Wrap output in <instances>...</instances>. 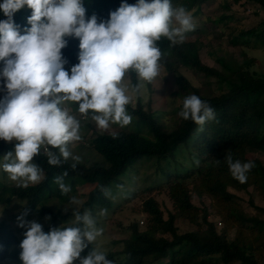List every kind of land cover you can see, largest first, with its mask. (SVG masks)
Returning <instances> with one entry per match:
<instances>
[{"label":"trees","instance_id":"1","mask_svg":"<svg viewBox=\"0 0 264 264\" xmlns=\"http://www.w3.org/2000/svg\"><path fill=\"white\" fill-rule=\"evenodd\" d=\"M208 1L171 0V4L173 8L184 7L195 19L194 25L202 18L213 24L219 23L220 33L212 32L219 36L227 34L237 26V34L231 37L228 43L249 50H261L264 53V46L257 47L249 42V38L256 35L264 41V17L258 22L260 28L257 25L245 27V24L241 23L232 25L230 23L237 19L230 13L222 12L215 17H205L202 6ZM247 1L259 4L264 10V0ZM2 2L3 0H0V3ZM122 2L125 0H83L86 18L95 14L98 22L107 20L110 13L117 10ZM126 2L134 5L137 0ZM222 2L223 10L228 11V0ZM31 12L30 8L24 7L13 16L21 34H25V29L31 27L27 23ZM252 12L259 14L256 9ZM6 19L0 11V20ZM194 31L195 28L187 33L192 34ZM66 39L67 47L61 51L68 61L65 68L70 73V68L78 63L79 40L71 37ZM156 43L162 54L160 64L165 72L181 79L178 82L181 85L177 88V95L182 96L185 91L189 95H197L214 109L215 119L206 121L201 132L200 125L180 116V122L166 128L156 115L158 112L150 110L146 113L142 111L141 106L129 104L126 110L135 118L132 130L116 134L95 132L92 135L94 150L106 159V166H86L78 163L73 170L71 165L74 162L68 160L60 166H51L42 149L40 155L33 158L34 164L44 173V179L40 183L29 184L27 188H23L17 184L7 185L0 181V264H10L11 259H14L16 264H22L19 258L22 239L5 215L6 207L12 199L20 202L19 216L27 211L26 220L31 219L37 211L49 219L48 225H42L45 233L53 228L72 226L73 211L63 212L57 205L52 208L53 202L59 204L66 200L67 194L61 193L58 185L54 183V178L67 171L68 175L64 177L66 185L72 179L94 184L78 209L81 213L89 211L97 223L96 218L101 210L109 209L114 203V199L107 196L106 189L110 188L111 191L114 188L115 192H110L114 197L119 194L121 197L125 196V202L130 201L136 191L127 188L126 183L135 177L132 174L139 170L138 164L149 159L155 161L156 167L154 172L146 175L161 176L158 179L162 178L164 181L157 185L165 186L172 201V210L168 212V217L164 218L157 201L148 197L141 205L146 227L140 229L138 221L132 222L128 226L129 235L122 239L121 250H104L94 241L81 253L82 257L87 256L92 249H97L104 251L113 264H145L147 257L151 258L150 264H160L163 260H167L165 264H264V218L246 215L236 201L234 193L228 190H246L248 186H253L264 199V162L258 157L246 156L247 151H260L264 154V70L257 66H262L264 60L257 59L253 63L235 68V57L220 44L212 45L210 41L203 43L195 38L173 45L163 36ZM203 47H207L208 54L214 57L224 71L202 63L199 51ZM182 68L194 69L218 79V82L208 84L212 94H202L197 86L182 75ZM225 70L233 71L228 73ZM128 75L131 84L138 83L135 72ZM146 84L151 88L150 83ZM212 85L214 88H211ZM3 88L4 81L0 78V99L6 94ZM182 105L183 101L180 103V109ZM143 130L146 133H143ZM50 150L59 154L58 149ZM11 151H14V143L0 140V156ZM229 156L233 162L238 160L241 163H255V167L247 173L245 183H240L232 177L227 164ZM180 159L185 161L183 163L187 166L179 162ZM195 161H199V164ZM161 163H164L163 166ZM179 163L186 167L184 172H179ZM190 177L197 182L195 188L199 196H210L208 206L203 203L200 207L196 206L192 203L189 193L181 189V184ZM255 208L264 213L263 208ZM216 216L224 221L226 228L237 227L240 233L234 238L227 237L225 232L218 233L214 221ZM180 221L188 223L194 229L180 232L177 223ZM57 222L61 223L58 227Z\"/></svg>","mask_w":264,"mask_h":264},{"label":"clouds","instance_id":"2","mask_svg":"<svg viewBox=\"0 0 264 264\" xmlns=\"http://www.w3.org/2000/svg\"><path fill=\"white\" fill-rule=\"evenodd\" d=\"M25 6L32 10L27 18L31 27L21 34L13 16ZM0 11L7 17L0 20V78L6 93L0 99V140L14 143L2 167L23 188L44 179L43 170L32 163L42 149L49 165L60 166L72 156L68 145L81 140L80 121L68 103L77 104L78 112L90 115L101 130L110 124L129 125L133 118L126 106L142 85L125 83V77L135 72L138 81L151 83L161 70L156 42L163 36L173 45L182 43L195 28L191 14L184 7L173 8L171 0H137L134 5L125 0L100 22L95 14L86 18L83 0H3ZM68 37L79 40L78 63L70 73L61 51ZM178 115L200 125V132L206 121L215 119L214 109L194 94L185 97ZM72 159L75 170L80 157ZM227 164L240 183L255 167L253 161L233 162L231 156ZM67 175L65 171L54 178L62 194L71 192L64 183ZM70 203L79 201L72 197ZM27 214L25 210L17 217L18 226L26 229L20 243L22 264H113L102 250L81 256L103 233L89 211L75 208L72 226L48 233L40 223L27 221Z\"/></svg>","mask_w":264,"mask_h":264},{"label":"rangeland","instance_id":"3","mask_svg":"<svg viewBox=\"0 0 264 264\" xmlns=\"http://www.w3.org/2000/svg\"><path fill=\"white\" fill-rule=\"evenodd\" d=\"M221 3H223L222 0H209L207 3H205L202 6L205 17H215L222 12L230 13L237 19L230 23L232 25H238L241 23L245 24V27H248L249 25H257L258 28L261 27L259 26L258 22L261 17H264V10L259 4L247 0H239L238 2L228 0L230 8L228 11H224V7L221 6ZM25 8L28 7L25 6ZM253 9H256L259 14L255 15L252 12ZM193 20L195 19L193 18ZM236 27L229 31L227 34L219 36L212 32L215 31L220 33V24H213L212 22L207 21V19L202 18L198 20L197 24L195 25L194 33H185L184 40H194L195 38H197L203 43L210 41L212 45L220 44L225 46L236 59L235 68H237L239 65H247L253 63L257 59L264 60V53L261 50H249L247 48L237 45L233 46L228 43V40L237 34ZM249 39L250 44L254 46H264L263 39H261L257 35L252 36ZM206 49L207 47H203L199 51V57L202 63L224 71L223 67L215 61L214 57L208 54ZM1 65L3 66L2 61ZM257 66L259 68L261 67L262 71L264 70V64L262 66H259L257 64ZM181 70L182 75L186 77L193 85L197 86L202 94H212V90H210V86L208 84L210 82H218V79L214 78L213 76L201 74L194 69L187 70L185 68H182ZM232 71L233 70L226 72L231 73ZM180 81L181 79L179 76L168 74L167 72H165L163 66H161L159 75L150 83L151 88H148L146 82L138 81V83L142 85L140 93L133 97V100L130 104L135 107L141 106L140 108L142 109V111L146 113L150 110H152V112H158V114L156 115L162 121L161 123L165 124L166 128L174 126L175 124L180 122L178 115V113L182 110L180 109V103L185 99V97L189 96L187 91H185L182 96L177 95L176 91L177 88L181 85V83H178ZM129 82L131 83V79L129 75H127L125 77V83ZM152 88L155 89L152 90ZM211 88H214V85H212ZM66 106L68 107L70 113L74 115L81 124V140L71 142L68 145L69 151L72 154V156L69 157L68 161L74 162L72 157L79 156V163H82L86 166H106V159L94 150L92 136L93 133H124L127 130H132L131 128H134L135 118L132 117V122L125 127H121L118 124H110L107 130H101L97 127L95 122L92 121L90 115L86 117L78 112L77 104L68 103ZM143 133H146V131L143 130ZM4 156L5 155L0 156V181L7 185H15L17 184V182L12 181L9 177V174L3 170L2 165L6 162L4 161ZM246 156L248 158L258 157L264 162V154H261L260 151H247ZM179 162L183 163L185 161L180 159ZM32 163H34V161H32ZM163 164L161 163L162 166ZM138 165L139 170L132 174L135 177L131 182L126 183L127 188H129L131 191H136L135 195H132L133 198L130 201L125 202V196L121 197L119 194L118 197H114L113 194L110 193L111 191L115 192L114 188H112L111 191L110 188L106 189L107 196L112 197L114 199V203L109 209H107L105 216L99 215V217L96 218L97 227L103 229L102 235L97 237L96 239L97 245L101 249L105 250L107 248H112L113 250H121L123 244L122 239H125L129 235L130 231L128 230V226L134 221H138L140 229H144L146 227L145 215L141 212L142 202L146 198L153 197L157 201L161 211L163 212L164 218H167L168 212L172 210V201L169 199L167 189H165V186L159 187L157 185L158 183H162L164 180L162 178L158 179L159 177H161L159 175L158 177L154 175L152 177H148L146 175V173L154 172L156 167L155 161L153 159L144 160L143 163H140ZM183 165L187 166V164L185 163H183ZM183 165L179 163L177 167L179 172H184L186 170V167ZM156 179L158 180L156 181ZM152 180H154V182H152ZM173 180L174 182H176L175 179ZM195 183H197L196 180H193L190 177L186 179L183 184H181V189L189 193L192 203H194L196 206L200 207L202 203L208 206L211 200L210 196L207 194H202L201 196H199L195 188ZM67 185L71 188V192L67 193L66 200H64L63 203L59 204L56 201L53 202L52 208L57 205L63 212H66L65 209L74 211L75 208H78L81 203L85 201V196L94 186V184L87 183L80 179H72ZM146 187L151 188L150 190H146ZM228 190L234 193L236 201L239 205H241L246 215H256V217L262 219L264 218V213L262 211H258L255 208L256 206H259L264 209V199L257 190H254L253 186H248L246 190H236L232 188H229ZM72 197H75L79 201L78 205H72L70 203ZM251 201L253 204L251 203ZM19 208L20 202L18 200L12 199L6 207L5 215L8 221L15 227L21 239L23 240L24 232L26 231V229L18 226L17 217L19 216ZM27 221H36L41 225H48L49 223V219L46 216L40 214L39 211H37L31 217V219ZM214 221L216 222V229L218 233L225 232L224 234H226V236L229 238H234L240 233V231L238 232L237 227L226 228L224 221H221L220 217L218 216L214 217ZM218 222L221 223L218 224ZM177 223L180 232L194 229L188 223L181 221ZM60 224V222H57L56 227L60 226ZM150 260L151 258L147 257L144 263L150 264ZM166 262L167 260H163L160 262V264H165ZM10 264H16L15 260L11 259ZM74 264H79V261H75Z\"/></svg>","mask_w":264,"mask_h":264},{"label":"built area","instance_id":"4","mask_svg":"<svg viewBox=\"0 0 264 264\" xmlns=\"http://www.w3.org/2000/svg\"><path fill=\"white\" fill-rule=\"evenodd\" d=\"M218 224H220V222H218Z\"/></svg>","mask_w":264,"mask_h":264}]
</instances>
